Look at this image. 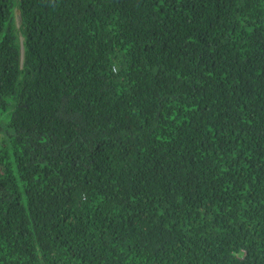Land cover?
<instances>
[{
    "label": "trees",
    "instance_id": "16d2710c",
    "mask_svg": "<svg viewBox=\"0 0 264 264\" xmlns=\"http://www.w3.org/2000/svg\"><path fill=\"white\" fill-rule=\"evenodd\" d=\"M0 264H264V0H0Z\"/></svg>",
    "mask_w": 264,
    "mask_h": 264
},
{
    "label": "rangeland",
    "instance_id": "374dc122",
    "mask_svg": "<svg viewBox=\"0 0 264 264\" xmlns=\"http://www.w3.org/2000/svg\"><path fill=\"white\" fill-rule=\"evenodd\" d=\"M16 24H17L18 26H20V24H21V19H20V14H19V12L16 13Z\"/></svg>",
    "mask_w": 264,
    "mask_h": 264
}]
</instances>
